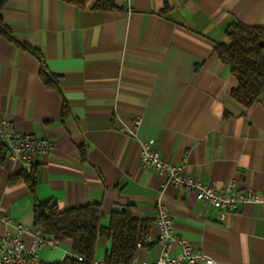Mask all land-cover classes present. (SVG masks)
Returning a JSON list of instances; mask_svg holds the SVG:
<instances>
[{"label":"crops","instance_id":"0c3cea01","mask_svg":"<svg viewBox=\"0 0 264 264\" xmlns=\"http://www.w3.org/2000/svg\"><path fill=\"white\" fill-rule=\"evenodd\" d=\"M6 0L1 17L14 40L37 50L57 87L45 85L40 63L0 36V132L52 143L36 160L35 198L67 209L98 203L100 225L129 206L158 236V201L175 234L217 264H264V201L243 203L223 220L193 191L172 185L139 164L142 142L205 184L264 196V90L244 109L237 85L214 48L231 22L264 26V0ZM109 1V0H108ZM139 118V123L134 120ZM29 165L8 155L0 164V236L33 244V197L10 175ZM16 225L23 230L18 232ZM110 238L97 239L104 264ZM71 241L37 250L40 264L71 255ZM157 242L136 248L131 262H152ZM180 253L178 246L170 255Z\"/></svg>","mask_w":264,"mask_h":264},{"label":"trees","instance_id":"16d2710c","mask_svg":"<svg viewBox=\"0 0 264 264\" xmlns=\"http://www.w3.org/2000/svg\"><path fill=\"white\" fill-rule=\"evenodd\" d=\"M5 3L6 0H0V36L33 54L40 63L42 82L57 87L56 76L45 69L40 53L21 46L12 37L1 17ZM98 4L102 8L111 6L110 0H102V3L100 1ZM224 33L226 41L217 43L214 52L219 61L230 68L237 81V85L231 90V99L246 109L258 101L264 90V26H246L240 22H231L226 26ZM6 156L7 147L0 140V164ZM36 176L37 164L33 163L28 171L10 175L8 183L23 182L28 186L34 200V226L43 236L56 242L71 241V255L51 264H93L96 241L101 236L111 240L104 264H131L136 242L148 234L149 222L133 217L129 206H126L113 212L108 226L102 227V211L98 203L61 209L54 201L37 200ZM78 256L82 260H79Z\"/></svg>","mask_w":264,"mask_h":264},{"label":"built area","instance_id":"2783aa9c","mask_svg":"<svg viewBox=\"0 0 264 264\" xmlns=\"http://www.w3.org/2000/svg\"><path fill=\"white\" fill-rule=\"evenodd\" d=\"M134 122L138 124L139 118H136ZM0 140L5 143L9 157L20 159L29 166L52 147L50 140L35 138L29 134L8 136L6 133L0 132ZM139 164L142 169L152 170L161 177V189L166 185H172L186 191H193L198 200L218 212L220 220L235 212L243 203H261L264 201L262 194H257L251 189L238 187L235 179H231L222 187L203 183L197 177L185 172L182 167L163 161L152 148L150 142H142ZM2 222L10 224L11 221L0 212V224ZM155 224L158 228V236L154 238L146 235L136 242V248L157 242L160 246V253L154 261H142L139 264H217L214 259L195 249L189 242L175 234L167 207L160 201L156 207ZM16 227L18 232L23 230L20 225H16ZM33 236V244L30 246L24 244L18 233L9 234L7 232L0 236V264H40L37 258V250L43 247H52L55 241L43 236L37 227ZM173 245L179 247V254L170 255V248ZM77 258L82 260L80 256ZM93 264L101 263L93 262ZM131 264L135 263L131 262Z\"/></svg>","mask_w":264,"mask_h":264}]
</instances>
